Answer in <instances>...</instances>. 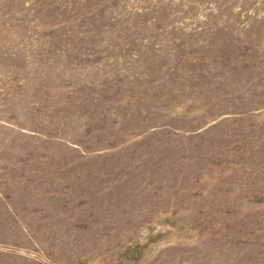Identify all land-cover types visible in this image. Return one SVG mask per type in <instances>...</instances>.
Returning a JSON list of instances; mask_svg holds the SVG:
<instances>
[{
    "label": "rangeland",
    "instance_id": "374dc122",
    "mask_svg": "<svg viewBox=\"0 0 264 264\" xmlns=\"http://www.w3.org/2000/svg\"><path fill=\"white\" fill-rule=\"evenodd\" d=\"M0 264H264V0H0Z\"/></svg>",
    "mask_w": 264,
    "mask_h": 264
}]
</instances>
